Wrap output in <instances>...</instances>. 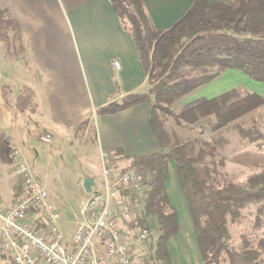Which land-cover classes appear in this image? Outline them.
<instances>
[{
    "label": "crops",
    "instance_id": "obj_1",
    "mask_svg": "<svg viewBox=\"0 0 264 264\" xmlns=\"http://www.w3.org/2000/svg\"><path fill=\"white\" fill-rule=\"evenodd\" d=\"M194 1L141 0L157 32L173 28L190 13ZM222 1L207 0L208 5ZM0 17L12 38L10 54L2 56L0 50L2 78L14 79L19 75L31 81L34 79L44 96L51 127L68 131L89 123L94 133V150L99 155L103 152L109 155L115 149H122L127 158L165 152L149 130L150 103L106 116L96 115L98 110L121 106L128 95L147 94L150 89L134 42L121 28L110 0H0ZM15 48L20 51L18 56ZM114 61L119 64L118 69L113 68ZM230 74L245 76L230 65L225 67L216 78L197 89L199 99L196 102L235 89L236 84L226 81ZM223 78L226 79L223 85L227 86L213 85ZM244 78L248 80L247 76ZM242 83L239 84L245 87L244 90L264 98V84L251 78L247 81L249 85ZM26 127H30V123ZM12 128L16 129L14 140L17 143L16 123H12ZM55 131L47 134L54 140L55 136L62 140L63 133L58 129ZM117 162L128 163V160ZM85 178L93 180L86 173L82 177L79 174L81 186ZM16 184L17 179L12 185V195ZM165 193L176 211L178 222V233L166 243L170 263L201 264L191 218L177 186L172 161L168 163ZM10 199L2 201L8 204Z\"/></svg>",
    "mask_w": 264,
    "mask_h": 264
},
{
    "label": "rangeland",
    "instance_id": "obj_2",
    "mask_svg": "<svg viewBox=\"0 0 264 264\" xmlns=\"http://www.w3.org/2000/svg\"><path fill=\"white\" fill-rule=\"evenodd\" d=\"M262 1L224 0L210 6L199 17L207 24L208 31L191 46L183 45L184 52L179 51L184 54L185 60L174 73L173 81L191 90L172 104L171 109L176 114L200 103V101L196 102L199 99L196 92L203 80L221 73L229 65L247 61L243 54L235 50L237 46L233 39L243 36L242 29L235 26L238 18L236 13L245 9L252 10ZM119 11L124 15L123 20L127 29L131 31V24L125 13L121 9ZM128 13H131V8H128ZM228 35L234 38L227 37ZM158 37L159 35L156 34L149 36L150 66L148 70L150 72L152 67L156 69L154 72H157L169 54L167 39L161 38L156 43ZM252 37H262L264 41V27L258 28L257 34ZM11 42V35L7 32L0 17L2 56L6 53L10 54ZM227 48L234 50L227 51L225 50ZM192 50H196L198 55L191 56ZM258 51L264 54V50ZM14 52L16 56L20 54L16 48ZM252 67L259 69L258 74L264 78V64H253ZM245 76L230 74L228 80L223 78L213 85L227 86V84L223 85L226 80L229 84H236L235 88L245 89L239 84L242 82L244 85L248 84L249 77L246 80ZM30 77L32 78V75ZM44 105V96L34 79L31 81L19 75H15L14 79L2 78L0 72V198L7 200L12 195V185L16 175L8 154L12 148L19 149L35 179L49 193L50 200L55 204L59 213V228L65 239H69L81 220L79 211L82 201L86 198V192L78 181L79 174L81 177L84 173L88 174L93 178L95 188H99L102 161L98 152L94 150V133L89 123L85 122L68 131L55 126L51 127ZM249 117L256 120L257 127L264 135V107L216 134L210 132V126L213 124L212 118L201 120L186 128L177 127L172 119L166 118L165 125L167 131L175 137L173 144L191 142L194 145L193 154H197L201 149L202 152L204 151L207 164L215 169L212 175L217 184L223 185L231 182L245 186L249 177L264 170V140L262 147L258 148L254 143L250 144L247 140L239 138L233 130L235 124L249 126L247 122ZM12 123H16L18 127L17 143L14 140L16 129L12 128ZM18 123L21 125L20 128ZM28 123L30 127L27 128ZM57 129L63 133L62 140L55 136L51 144L39 141L40 136L47 132H56ZM213 137L220 138L214 150L212 149ZM10 139L12 142L9 141ZM211 153L212 156L209 155ZM109 162H111L110 168L116 171L128 165L125 162H112L111 158ZM181 195L187 206L185 197L182 193ZM263 205L262 202L250 204L241 211L237 222L228 225L230 245L238 251L244 248L258 250L261 264H264V210L259 213L257 209Z\"/></svg>",
    "mask_w": 264,
    "mask_h": 264
},
{
    "label": "trees",
    "instance_id": "obj_3",
    "mask_svg": "<svg viewBox=\"0 0 264 264\" xmlns=\"http://www.w3.org/2000/svg\"><path fill=\"white\" fill-rule=\"evenodd\" d=\"M110 1L117 11L121 28L134 42L138 60L147 73L150 89L147 94L128 95L124 97L121 106L98 110L96 115L106 116L150 103L149 130L158 145L165 150L164 153L135 158L125 157L122 149H115L109 154L112 162L126 159L128 160L126 167L138 166L147 170L151 175V185L144 197L145 215L136 219L134 225L149 224L155 230V257L161 264H171L166 243L178 233V222L176 211L167 199L165 183L168 176V163L172 161L179 189L187 201L201 264H261L258 250L244 248L238 251L230 245L228 225L237 222L241 211L250 204L264 203V170L249 177L245 186L231 182L219 185L212 175L215 169L207 164L204 151L202 152L201 149L197 154H193L194 145L191 142L173 144L175 137L167 131L165 125L166 118L172 119L177 127L182 128L212 118L213 124L210 126V132L216 134L264 107V98L258 94L235 88L215 98L195 104L178 114L171 109L176 100L191 90L173 81L174 73L185 60L184 54L179 51L184 52L183 45L191 46L208 31L207 24L199 17L212 5H208L207 0H195L190 13L173 28L169 31L157 32L153 29L141 0ZM128 8H131V13H128ZM120 9L131 24V31L127 29ZM236 16L238 18L235 26L242 29L243 36L233 39L237 46L235 50L243 54L247 61L233 64L231 68L264 84V78L258 74L259 69L252 67L253 64H264V54L258 51L264 50V41L262 37H252L257 34L258 28L264 27V0L254 9H245L236 13ZM151 34L159 35L156 43L161 38L168 41V57L157 72H154L156 70L154 67L151 68V72L148 70L150 66L148 43ZM227 37L234 38L231 35ZM196 54V50L191 51V56H196ZM217 75L203 80L198 86L206 84ZM247 122L249 126L235 124L233 130L239 138L247 140L250 144L254 143L258 148L262 147L264 135L257 127L256 120L249 117ZM219 141V137H213L212 149ZM209 155L212 156V153ZM126 167L121 168L120 171H124ZM17 190L18 188L14 187V191ZM263 210L264 205L257 209L259 213Z\"/></svg>",
    "mask_w": 264,
    "mask_h": 264
},
{
    "label": "built area",
    "instance_id": "obj_4",
    "mask_svg": "<svg viewBox=\"0 0 264 264\" xmlns=\"http://www.w3.org/2000/svg\"><path fill=\"white\" fill-rule=\"evenodd\" d=\"M114 69L118 62H112ZM39 141L51 144L46 134ZM100 186L90 188L80 207L81 220L69 239L59 228V213L49 193L35 179L19 149L10 161L18 188L10 202L0 200V264H161L155 257L156 233L145 215L150 173L138 166L110 168L100 153Z\"/></svg>",
    "mask_w": 264,
    "mask_h": 264
},
{
    "label": "water",
    "instance_id": "obj_5",
    "mask_svg": "<svg viewBox=\"0 0 264 264\" xmlns=\"http://www.w3.org/2000/svg\"><path fill=\"white\" fill-rule=\"evenodd\" d=\"M93 186V180L90 178H85L82 181V188L84 189V191L87 193L89 192L90 188Z\"/></svg>",
    "mask_w": 264,
    "mask_h": 264
}]
</instances>
